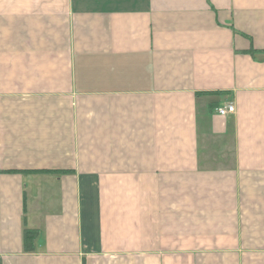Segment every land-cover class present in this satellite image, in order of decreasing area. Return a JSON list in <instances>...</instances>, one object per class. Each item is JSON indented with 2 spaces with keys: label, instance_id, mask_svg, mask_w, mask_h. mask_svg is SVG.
<instances>
[{
  "label": "crops",
  "instance_id": "0c3cea01",
  "mask_svg": "<svg viewBox=\"0 0 264 264\" xmlns=\"http://www.w3.org/2000/svg\"><path fill=\"white\" fill-rule=\"evenodd\" d=\"M0 264H264V0H0Z\"/></svg>",
  "mask_w": 264,
  "mask_h": 264
},
{
  "label": "trees",
  "instance_id": "16d2710c",
  "mask_svg": "<svg viewBox=\"0 0 264 264\" xmlns=\"http://www.w3.org/2000/svg\"><path fill=\"white\" fill-rule=\"evenodd\" d=\"M39 231L35 229L25 228L24 230V247L26 251H32L34 249V241L38 236Z\"/></svg>",
  "mask_w": 264,
  "mask_h": 264
},
{
  "label": "built area",
  "instance_id": "2783aa9c",
  "mask_svg": "<svg viewBox=\"0 0 264 264\" xmlns=\"http://www.w3.org/2000/svg\"><path fill=\"white\" fill-rule=\"evenodd\" d=\"M216 110L219 114L225 116V115L235 111V105L230 103V104L225 105V106H219L216 108Z\"/></svg>",
  "mask_w": 264,
  "mask_h": 264
}]
</instances>
